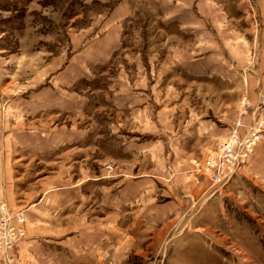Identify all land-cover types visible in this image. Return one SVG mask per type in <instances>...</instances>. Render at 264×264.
Listing matches in <instances>:
<instances>
[{
    "label": "rangeland",
    "instance_id": "rangeland-1",
    "mask_svg": "<svg viewBox=\"0 0 264 264\" xmlns=\"http://www.w3.org/2000/svg\"><path fill=\"white\" fill-rule=\"evenodd\" d=\"M259 119L264 0H0V158L74 197L67 264H264L255 149L194 165Z\"/></svg>",
    "mask_w": 264,
    "mask_h": 264
},
{
    "label": "crops",
    "instance_id": "crops-1",
    "mask_svg": "<svg viewBox=\"0 0 264 264\" xmlns=\"http://www.w3.org/2000/svg\"><path fill=\"white\" fill-rule=\"evenodd\" d=\"M206 130L205 138L212 140V143L227 134L226 130L220 131L212 125H206ZM252 160L256 164H264V140L256 146ZM13 162L10 154L8 158H0V199L7 202L14 210H24L26 215L27 235L15 249L19 264H42L40 261L42 257L53 254V252L60 259L59 263L67 264V243L63 241L64 250H61L62 247L57 245L60 240H55L61 234L60 229L62 228V223L56 215L64 211L67 205L73 202L74 197L70 196L71 193L68 190L47 189L59 182H47L43 180V177L31 183L35 186L39 184L41 186L39 190H31V184L26 182L25 177L14 171ZM46 185L49 186L46 187ZM37 196H39L38 202L26 209L25 207ZM42 261L44 264H56L48 260L47 262ZM0 264L4 263L0 262Z\"/></svg>",
    "mask_w": 264,
    "mask_h": 264
},
{
    "label": "built area",
    "instance_id": "built-area-1",
    "mask_svg": "<svg viewBox=\"0 0 264 264\" xmlns=\"http://www.w3.org/2000/svg\"><path fill=\"white\" fill-rule=\"evenodd\" d=\"M251 129L248 137L242 141L232 135L220 143L214 155L205 162H194L196 168L203 170L213 183L223 184L226 173L229 172L231 177L240 160L247 161L254 153L256 143L264 136V119L255 121ZM26 225L25 212H14L7 202L0 199V261L4 264H17L15 249L27 235Z\"/></svg>",
    "mask_w": 264,
    "mask_h": 264
}]
</instances>
